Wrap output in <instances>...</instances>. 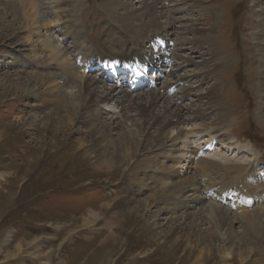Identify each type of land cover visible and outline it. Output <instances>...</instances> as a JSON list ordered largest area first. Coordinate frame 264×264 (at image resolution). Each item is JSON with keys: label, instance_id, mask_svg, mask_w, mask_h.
I'll return each instance as SVG.
<instances>
[{"label": "rangeland", "instance_id": "obj_1", "mask_svg": "<svg viewBox=\"0 0 264 264\" xmlns=\"http://www.w3.org/2000/svg\"><path fill=\"white\" fill-rule=\"evenodd\" d=\"M33 1L40 5L45 21L52 22L50 28L40 30L39 35H31L30 29L27 32L20 27L24 17L21 16L18 0H0V264H193V257L188 251L172 252L168 245L154 240L148 232L152 222L149 212L157 208L154 206L150 210L148 206L156 205L154 198L157 197L153 198V195L160 191L161 183L167 180L160 176L158 183L151 185L146 179L152 173L149 162L155 159L153 156L160 146L151 143L152 147L140 151L134 161L123 163V166L110 164L109 167L99 168L98 163H92L88 153L91 144L89 128L74 123V111L56 107L46 96H24L23 90L26 80L32 77L31 73L40 76L55 74L67 88L66 91H73L77 86L75 79L85 76L95 78L102 86L109 88L116 82H107L106 77L99 75L98 71H105L103 68L87 74L89 61L94 55L108 59L140 46L145 51H140L138 56H148V47L145 46L149 44L148 40L163 36L172 48L174 58L171 73L165 76L164 85L174 83L176 90L190 88L193 97L177 100L176 104L182 105L181 108H188L189 104L200 107L205 114L196 117L185 112L184 118L192 119L191 123L195 125L215 124L217 128H221V124H217L220 121H232L228 135L224 137L218 135L220 129H203L199 135H192L197 139L194 142L195 138H191L190 142L194 143L188 144L189 149L184 148V143L178 147L190 152L194 145L208 141L214 135L217 141L220 138L222 152L204 158L219 159V156L226 155L246 164L247 170L251 166L254 169L258 164L264 165V123L261 122L264 112L260 111L263 100L258 92L261 79L256 74L262 55L256 51L257 44L252 36L255 32L252 30L254 0H162L164 13L170 22L178 20L174 22L177 25L170 26L168 33L158 28L140 30L138 21H126L124 10L114 0ZM120 1L127 9L137 12L143 2L151 0ZM260 7L263 8L264 3ZM180 8L184 9V13L175 14L174 10ZM206 10L207 15L198 14ZM188 18H192V21L188 22ZM189 23L196 25V28L212 30L214 41H204L202 44L190 42L200 40L201 34L187 33L181 29V26ZM45 37L54 50L62 49L64 54L52 60L45 58L50 56L46 51L34 50L37 46L41 47L39 43ZM179 40L183 43L189 41L190 45L182 46ZM127 55L123 59L132 57ZM177 55L182 57V64ZM40 58L50 69L43 68ZM183 59H190L192 66H186ZM76 63H80L79 67H75ZM61 66L70 68L65 73L59 71L58 67ZM198 73L200 75H196ZM175 82L181 85L177 86ZM215 83L220 95L218 100L222 104L220 109L208 100V93ZM121 88L127 89L124 85ZM161 88L165 90V86ZM144 92L128 94L146 96L147 92ZM161 93L164 95V92ZM177 93L171 96L165 94V97H170V101L171 98L175 100L179 96ZM126 108L124 112L127 115L133 114ZM97 111L102 121L110 118L112 122L122 120L114 104L100 105ZM137 118L134 114V119L139 120ZM113 133V137H116V133ZM140 140L134 137V144L138 145ZM226 144L229 145L227 148ZM224 148L228 153L233 148L238 150L228 154ZM186 155L179 163L171 162L168 158L158 160L165 163L164 173L168 174L172 166L174 169L181 166V170L178 169L180 176L188 177L198 170L197 163L205 159L201 157L198 162L193 159L191 163V152ZM106 160H109V156ZM198 172L199 186H195L198 187L196 194L201 201L188 204L187 211L189 216L197 218V222V213L211 204L219 205L233 216L255 210L264 212V202L240 209L227 205L231 204L229 201L222 203L217 199L218 195L207 192L213 188H219L222 192L230 186L233 189L238 186V181L243 192L251 195L258 191L253 181L242 183L238 180L240 174L236 172L227 173L224 178L220 172L215 175L210 172L209 177L202 176L204 173L201 169ZM137 182H142L145 189L135 193L133 203L123 209L122 198L126 193H121L116 187L124 185L129 190ZM190 194L187 191L182 193L181 199ZM159 195L162 197L164 194ZM132 209L135 214L129 212ZM179 211L176 214L164 212L158 217L156 224L161 226L164 234H168L166 221L180 216ZM110 222L115 227L110 226ZM187 223H191L190 219ZM263 224L261 221V226ZM208 225H201V230ZM240 226L238 222L233 226L235 238L232 243L245 242L242 251H246L232 259L222 260L219 251L223 246L220 241H215L208 245L214 255L199 264H264V255L253 256L248 246L254 243L252 237L256 232L249 230L243 238V227ZM192 244L196 243L193 241ZM205 244L202 241L200 248H204ZM228 246L225 249H231Z\"/></svg>", "mask_w": 264, "mask_h": 264}, {"label": "bare ground", "instance_id": "obj_2", "mask_svg": "<svg viewBox=\"0 0 264 264\" xmlns=\"http://www.w3.org/2000/svg\"><path fill=\"white\" fill-rule=\"evenodd\" d=\"M114 1L116 5L124 10L126 21L136 20L139 22L138 28L140 30L148 31L151 28H158L163 30V33H168L170 26H174L176 24H174V22L178 21H175V19L172 18L174 21L172 20L170 22V20L164 13L165 11L163 9V5L161 4L162 0H151L148 2H143L141 9H139V11L137 12L134 9H127L125 7V4L123 2L121 3L120 0ZM263 3L264 0H254V6L252 8V17L254 19V23L252 24V30H254L255 32L252 34V36L254 37V40L257 44L256 51L259 53V55H262V62H260V64L258 65L256 74L259 79H261L258 83V92L260 93V95H262L263 100V106L260 108V111L262 110L264 112V7H260V5H262ZM18 5L21 8V16L24 17L20 27L26 31L30 29L31 31L29 30V32L31 35H39L40 30L42 31V29H46L48 27L50 28V26L52 25V22L45 21L44 16H42V13L40 12V5H38L33 0H18ZM192 8L191 10L194 9ZM183 10L184 9L182 8L175 9L174 13L178 15L182 13ZM190 12H188L187 14H190ZM207 13L208 12L206 10L201 11L198 14L207 15ZM187 21H192V18H188ZM181 29L186 30L187 33L196 32L201 34L200 40H190V42L201 43L207 41L209 43H212L215 39V34L212 30L196 28V25H193L191 23H189L187 26H181ZM49 34L51 35V33ZM190 42L187 41V43H183V41H180L179 44H183L182 46H188L190 45ZM49 43L50 42H48V38L45 37L43 38V41L39 43V46L41 47L38 48L37 46L34 50L40 49L39 51H41L42 49V51H46V53H48L50 56L47 55V57H44L52 60L54 58L57 59L60 54H64L62 49L54 50L53 46ZM176 58L181 64L183 63L180 61L182 60L181 56L177 55ZM219 59H216V61H219ZM39 61H41L43 68L50 69L48 67V64H44L42 58H40ZM59 61H61V63L64 62L63 60ZM183 61L184 63H186V66H192L190 59H183ZM160 65L161 63L158 62L157 67L159 68ZM69 68L70 67L66 66L58 67L59 71L61 72H67ZM31 75L32 77L26 80L25 89L23 90L24 96L31 95L38 98L46 96L49 102H53V104H56V107H62L66 110H71L72 112L74 111V123L85 125L89 128L88 135L91 136V144L89 145L90 151H88V153L92 160V163H98L99 168L105 166L109 167L108 165L110 164H117V166H120L123 163L134 161L139 156V152L146 151L153 142H155L156 147L160 146L159 149L157 148V152L154 151L156 153V155L153 156L155 159H153L151 163L149 162L152 173L150 175H147L146 177L148 181L147 183L151 185H156L158 183L157 178L160 176H163L162 178L164 179L167 178V180H164L161 183L162 187L160 191L154 193L153 195V198L157 197L156 199L154 198V200H156L157 202L156 205L154 204L153 206H148V208L150 207V210L151 207H157L155 211L149 212V216L152 222L149 224L148 232L153 235L154 240L168 245L169 249L172 252L175 251L186 253L188 251L193 257V264L202 263L205 258L210 257L213 254V250L210 249V246L208 245H211V243H214L215 241H220L223 246V248L219 251V254L222 256V260L224 258L232 259L233 257H235V255L237 256L245 250L244 249L242 251L245 246V242L244 244L235 242L232 243L233 239L235 238L233 226L238 222L243 227V238H245V233H247L249 230L256 232L254 233V237H252L254 239V243L248 246L251 247L250 249L253 251H251L253 256L263 257L264 226H261V221L264 222V212H256L255 210L251 213L245 212L240 216H233L229 211H225L224 209L220 208L219 205L217 206L216 204H211L208 207L206 206L205 209L202 210V212H199V214L197 213L196 216H198L199 222H197V218L189 216V213L187 212L189 207L188 204H193L195 202L201 201V198H199L200 196L196 194V192H198V187L195 186H199V182L197 179V176L200 175L198 174L199 169H201L204 173L202 174V176L204 177H209L210 172L214 175L220 172L222 174L221 175L219 173L220 176L224 178L227 173L229 174L232 172H236V174H240V178H238L239 176L237 178L238 180L240 179L242 183L252 182L250 180L248 181V178H251L252 169L248 171L246 164L241 163L238 159L229 158L226 155H221V158L219 156V159L217 158L218 160L214 158L206 159L203 157L205 160H200V162L197 163L199 164L197 166L199 167L198 170H196V172L192 175L184 177L180 176V173L178 172V169L181 170L179 168L181 166L176 168L177 170L172 166L168 169V174L164 173V170H166V166H164L165 163L158 160L161 159L163 161L168 158L171 162L174 161L175 163H179V160L184 159L185 156H187L186 154L191 152V155L193 157L191 160L189 159V162L192 163L196 154V150L194 149V147L193 149H190V152H186L184 150V148L186 149V147L189 149L188 144L191 145L193 143L190 142L191 138H195L192 135H199V131L203 132V129H206L208 131H213L212 129H220L218 134L219 136L221 135L222 137H224L228 135L229 128L232 124V121L230 120L218 122L217 124H221V128H217L215 124L195 125L194 123H191L192 119L190 120L188 118H184L183 114L185 112L192 113L196 117L203 116L204 114L203 112H201L200 107L196 108L189 104V106L191 107L188 106V108H185L183 106V108H181L182 105L176 104L177 100H188V98L193 97V95L190 93V88L188 89V87H186L185 89L176 90L175 94L178 92V99L176 98L174 100L173 98H171L170 101V97H165V94L168 95L167 91L165 90H168L171 86L174 87L175 85H164L166 79L160 82L158 87L159 89L154 88L150 91H145L144 93L147 92V94H145L146 96H141L139 95V93H136L138 94L136 96H131L130 94H128L130 93V89L123 90L121 88L123 82L120 80H117L116 84L110 86L109 88H106L105 86H102L100 81L95 80V78L89 76L80 77L75 79L77 80V82H75L77 83L76 88L73 91H66L67 88H64L65 86L60 81H58L59 77L53 73H45L43 76H40L38 73H31ZM196 75L200 74L198 73ZM196 75L193 76L195 77ZM179 85L181 84L178 83L177 86ZM30 86L32 87L29 88ZM164 86L165 90L161 88ZM217 87L218 86L215 83L211 91L208 93V100L209 102L211 101L215 103L216 106L220 109L222 104L218 100L220 95L218 93ZM155 89L158 90L153 91ZM161 92H164V95ZM109 104H114L116 106L120 118L122 119L120 122H112V118L106 121H102L100 119L101 114L97 111V108H99L100 105L109 106ZM124 108L128 109V112H132L133 114L127 115L128 113L124 112ZM184 109L185 111H183ZM134 114L136 117H139L137 118L139 120L134 119ZM261 122L264 123V117L262 118ZM113 132L116 133V137H113ZM134 137H139L141 139L138 145L134 144ZM183 143L186 144L184 148H179V144ZM229 145L233 146V143L229 142ZM234 150L238 149L233 148V151ZM154 152H152V154ZM229 152H231V150ZM107 156H109V160H106ZM185 160L182 162H185ZM188 169L189 167L187 166L186 170ZM237 183L239 184L238 181ZM239 185L237 187H239ZM256 185L258 187L256 190L261 188L262 191H264V182H262L260 186L259 184ZM123 186L124 185H122V187L116 188L119 189L121 193H126V196L122 198V208L127 209V207H129L133 203L132 196H134L135 193H139L140 191L142 192V190L145 189V185L142 182H137L135 186L129 190H126ZM186 191L191 192L192 194H190L187 198L181 199L182 193ZM256 192L251 194V196H253ZM160 193H163L164 195L160 197ZM250 202L247 201V204H250ZM160 203L163 205H161V208H159ZM178 211L181 214L180 216L171 218L166 221L165 226L167 227L166 232H168V234H164V230L160 228L161 226L158 227L156 224V221L159 219L158 217H160V215H163L164 212L176 214ZM129 212L134 213L135 211L133 212L132 209V211L129 210ZM189 219L191 223H187ZM109 224L110 226L115 227L113 222H110ZM206 224H209L208 227H206L204 230H201V225ZM193 241L196 244H192ZM202 241H205L207 243L205 244L204 248H200L201 246H199ZM227 246L231 247V249H225Z\"/></svg>", "mask_w": 264, "mask_h": 264}]
</instances>
